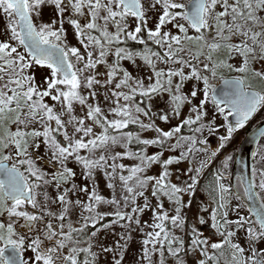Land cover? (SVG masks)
<instances>
[{"label": "snow or ice", "instance_id": "obj_1", "mask_svg": "<svg viewBox=\"0 0 264 264\" xmlns=\"http://www.w3.org/2000/svg\"><path fill=\"white\" fill-rule=\"evenodd\" d=\"M0 17V264H101L106 254L123 264L132 233L141 231L137 264H188L189 256L195 264H264L258 140L250 176L224 183L233 161L225 155L223 171L204 188L208 201L192 212L201 174L218 156L205 134L223 128V150L264 109V0H0ZM66 23L79 46L68 42ZM143 68L146 77L134 74ZM187 81L196 83L185 93ZM186 104L191 114L177 126H157L180 117ZM129 125L137 130L125 131ZM184 127L192 135H182ZM149 131L155 135L144 138ZM197 153L205 158L193 164ZM125 159L137 163H118ZM182 161L187 179L172 182L170 166ZM154 165L159 172L149 175ZM98 173L110 199L99 194ZM102 204L114 210L100 212ZM146 212L150 221L141 220ZM114 226L125 231L109 246L101 236ZM205 226L214 230L208 237Z\"/></svg>", "mask_w": 264, "mask_h": 264}, {"label": "rangeland", "instance_id": "obj_2", "mask_svg": "<svg viewBox=\"0 0 264 264\" xmlns=\"http://www.w3.org/2000/svg\"><path fill=\"white\" fill-rule=\"evenodd\" d=\"M49 18V14L45 13L44 15V20L45 22H47ZM155 23V17H153L152 20L149 21V27H153ZM134 27V24L132 25ZM4 27V20L2 17H0V31L3 30ZM171 27V26H169ZM65 28L67 29V37H68V42L73 45V46H79L78 42L75 40L74 38V33L73 30L71 28L70 25H68L67 23L65 24ZM128 43H133L131 41H129ZM143 46H141L142 48ZM114 58L113 57H109V61H113ZM125 64V66H128L127 62H123ZM134 67V66H133ZM100 71H104L103 66H100ZM185 71H188L187 69ZM134 74H139L141 77H146L149 74V70L147 68H143V70L139 71L138 73H134ZM43 75V72L38 73L37 74V79L39 80L40 76ZM233 75H235V73H228V72H224V76L227 78H231ZM101 79H103V77H101ZM219 81H213V83L216 85ZM147 83V81H146ZM195 81H187L184 86H183V91L185 93L190 92V90L192 89L193 85L195 84ZM202 98L198 95V97L196 98V100L193 101V103H198L199 99ZM102 99V97H101ZM154 105L158 108H163L164 105L162 103V101H160L159 99L153 101ZM191 105H185L182 109H181V115L180 117H173L170 119V121L168 122V124H164L161 121H157V126L163 127L166 130H171V128L177 126L183 119H186L189 114H191ZM213 106L211 103H209L207 105V111H208V118L210 119L213 116ZM155 110V109H154ZM77 114H79V107L77 106ZM217 125H219L220 123H222V118L217 119L216 121ZM130 126V125H129ZM193 127H196V125H193ZM129 129V128H128ZM128 129H126L125 131H128ZM185 132H181L182 135L188 136V135H192L191 129L188 127L184 128ZM238 132V131H236ZM225 134V130L223 128L220 129V132L216 135H207V140L208 143L206 145L207 149L209 150V153L212 150H218V141H219V135H224ZM155 135V133L153 132H145L143 133L144 138H152ZM198 135V134H197ZM241 135L239 133L233 134V139L232 141L226 146L225 149L220 150L219 149V155L216 157L215 160H213L208 167H206L203 171V173L201 174L200 177V185L199 187V191L196 193L195 197L193 198L194 203H193V208H192V212L194 213L197 210V205H200L202 203H206L209 199L208 193L204 190L205 186H207L214 178V174L217 171V169H221L223 171V169L221 168V160L224 158L225 155H230V150L232 148L231 143L234 142L236 140V138H239ZM171 143H175V140L171 141ZM199 146V145H198ZM131 149V148H130ZM132 150V149H131ZM140 150V149H139ZM138 150V151H139ZM115 151H123V149L121 148H116ZM132 151H137V150H132ZM149 154H155L156 152L159 151L158 148L156 147H149L147 149ZM179 150H177L176 152H168L165 151L164 153V158L170 157V156H176L178 155ZM82 154H86V153H82ZM205 156L203 153H197L196 154V158L193 161V164L197 163L199 160L204 159ZM118 163H124L126 166H132L135 163H137V161L134 160H129V159H125L122 161H118ZM69 167L73 168L76 172H77V177L75 179V183L83 185L85 183V181L83 180V178L80 176V168L73 162H70ZM189 167V164L187 161H182L180 164H174L172 166H170V171L172 172V182H178L177 181V176H180L182 179H187V176L185 175L186 169ZM159 172V166L158 165H154L151 169H149L148 174L149 175H156ZM226 172V171H225ZM225 183V181H223ZM97 184L99 185L98 191L99 194L103 195L105 198H111L112 196V189H109L107 187V181L104 180L103 178V173H98V179H97ZM51 191V189H50ZM121 192V188L119 186V181H117V187H116V195L117 198H119ZM146 195H149V193H146ZM150 199H152L149 196ZM187 199V197L185 198ZM142 203V199L141 201H139ZM153 204L155 203V200L152 199ZM234 203V202H233ZM235 204V203H234ZM171 205L168 204V202L165 200V208L166 209H171ZM100 212H111L114 209L108 205H100L99 209ZM241 214L244 215L243 211H241ZM151 218V213L150 212H146L142 217L141 220L142 221H150ZM189 218L191 219V213L189 214ZM232 219H235V216L230 217ZM110 219V218H109ZM107 222V220L105 221ZM147 229H145L144 231H146ZM125 229L120 228L119 226H114L112 229L107 230L104 234H102L101 239H106V243L111 246L113 244V242L118 238L119 234H121L122 232H124ZM202 231L204 232L205 236L208 237L211 235V233L214 231L210 228H208L207 226H205L204 228H202ZM116 233V235L114 236L112 233ZM178 235H183L182 233H177ZM143 239V234L142 231L141 232H133L132 233V239L128 242V251L125 253L124 255V261L123 264H137V261L139 260V255H140V250H141V241ZM186 242H187V237H185ZM214 240L218 241L220 238L219 237H214ZM188 260V264H195V258L194 256H189L187 257ZM104 261H108V264H111V254H106L104 256L101 257V264H104ZM168 264H173L171 258H168Z\"/></svg>", "mask_w": 264, "mask_h": 264}, {"label": "water", "instance_id": "obj_3", "mask_svg": "<svg viewBox=\"0 0 264 264\" xmlns=\"http://www.w3.org/2000/svg\"><path fill=\"white\" fill-rule=\"evenodd\" d=\"M222 88H223V84L219 82L216 85L217 93H219ZM230 120H232L233 124L235 123L233 118H230ZM261 128H264V122H262L257 127H255V129L240 142L232 166V175H231L232 181L233 178L236 176H245V175L250 176L251 158L254 147L256 145V142L254 141L260 139L258 133Z\"/></svg>", "mask_w": 264, "mask_h": 264}, {"label": "flooded vegetation", "instance_id": "obj_4", "mask_svg": "<svg viewBox=\"0 0 264 264\" xmlns=\"http://www.w3.org/2000/svg\"><path fill=\"white\" fill-rule=\"evenodd\" d=\"M262 122H264V109H262L261 111L257 112V113L252 117V119H250V120L248 121V123L245 125L244 128L239 129L238 132H235V133H234V134L239 133L241 136H240L239 138H236V140H235L234 142L231 143L232 148H231V150H230V155L233 156V161L230 162L229 168H228L227 171L225 172V180H224V181H225L226 184H230V185H232V186H235V185H236V183H237V177H238V176L234 177V178H233V181H232V177H231V175H232V166H233V162H234V159H235V155H236L237 148H238L240 142H241L244 138H246V137H247V136H248V135H249V134L255 129V127H257V126H258L259 124H261ZM258 142H259V144L264 145V137H260V139L258 140ZM216 149H217V148H216ZM216 149H215V150H216ZM256 150H257V143H256V145H255V147H254L253 152H255ZM217 151H218V155H219V154H220V153H219V149H218ZM256 159L258 160V157H257ZM252 165H253V153H252V158H251V167H252ZM256 166L259 167L260 164L257 163ZM233 202H234V203H237L236 201H233ZM242 211H243L244 215H245V214H249V215H250V213H248L247 208L242 209Z\"/></svg>", "mask_w": 264, "mask_h": 264}, {"label": "trees", "instance_id": "obj_5", "mask_svg": "<svg viewBox=\"0 0 264 264\" xmlns=\"http://www.w3.org/2000/svg\"><path fill=\"white\" fill-rule=\"evenodd\" d=\"M128 47H130V48L133 49V50H137V49L141 48V45H137V44H134V43H128ZM184 128H185V127H184ZM184 128L182 129V133L185 132ZM136 130H137V129H136V126H135V125H130V126H129L128 131H133V132H135ZM140 147H141V146H137V145H135V144H133V145L130 146V148H131L132 150H137V151L140 149Z\"/></svg>", "mask_w": 264, "mask_h": 264}]
</instances>
